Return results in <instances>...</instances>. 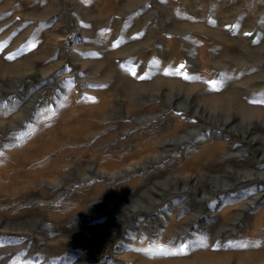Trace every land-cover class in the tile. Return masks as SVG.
Segmentation results:
<instances>
[{"label": "rangeland", "instance_id": "obj_1", "mask_svg": "<svg viewBox=\"0 0 264 264\" xmlns=\"http://www.w3.org/2000/svg\"><path fill=\"white\" fill-rule=\"evenodd\" d=\"M0 264H264V0H0Z\"/></svg>", "mask_w": 264, "mask_h": 264}]
</instances>
